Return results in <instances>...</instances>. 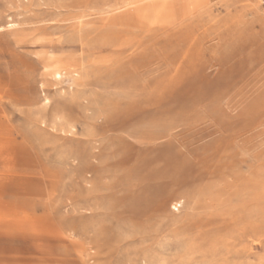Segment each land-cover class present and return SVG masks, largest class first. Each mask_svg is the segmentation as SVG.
<instances>
[{
    "label": "rangeland",
    "instance_id": "374dc122",
    "mask_svg": "<svg viewBox=\"0 0 264 264\" xmlns=\"http://www.w3.org/2000/svg\"><path fill=\"white\" fill-rule=\"evenodd\" d=\"M0 264H264V7L0 0Z\"/></svg>",
    "mask_w": 264,
    "mask_h": 264
},
{
    "label": "built area",
    "instance_id": "2783aa9c",
    "mask_svg": "<svg viewBox=\"0 0 264 264\" xmlns=\"http://www.w3.org/2000/svg\"><path fill=\"white\" fill-rule=\"evenodd\" d=\"M256 1L261 3V5L264 7V0H256Z\"/></svg>",
    "mask_w": 264,
    "mask_h": 264
},
{
    "label": "bare ground",
    "instance_id": "6f19581e",
    "mask_svg": "<svg viewBox=\"0 0 264 264\" xmlns=\"http://www.w3.org/2000/svg\"><path fill=\"white\" fill-rule=\"evenodd\" d=\"M261 5V3H259ZM22 160V159H21ZM23 163V162H22Z\"/></svg>",
    "mask_w": 264,
    "mask_h": 264
}]
</instances>
